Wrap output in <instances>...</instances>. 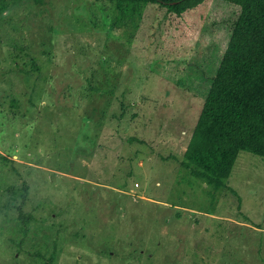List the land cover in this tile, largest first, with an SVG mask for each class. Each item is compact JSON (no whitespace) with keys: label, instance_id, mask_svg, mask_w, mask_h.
I'll return each instance as SVG.
<instances>
[{"label":"rangeland","instance_id":"rangeland-1","mask_svg":"<svg viewBox=\"0 0 264 264\" xmlns=\"http://www.w3.org/2000/svg\"><path fill=\"white\" fill-rule=\"evenodd\" d=\"M211 3L7 0L0 264H264V156L222 180L185 157Z\"/></svg>","mask_w":264,"mask_h":264},{"label":"trees","instance_id":"trees-1","mask_svg":"<svg viewBox=\"0 0 264 264\" xmlns=\"http://www.w3.org/2000/svg\"><path fill=\"white\" fill-rule=\"evenodd\" d=\"M145 1L174 18L209 2ZM6 6L0 0V12ZM193 54L189 67L200 71L195 88L204 103L185 157L198 172L222 180L240 150L264 156V0H212Z\"/></svg>","mask_w":264,"mask_h":264}]
</instances>
